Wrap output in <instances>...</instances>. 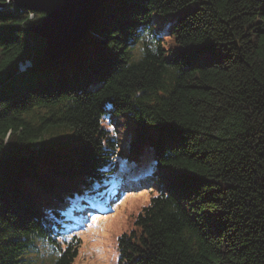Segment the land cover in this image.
<instances>
[{"label":"trees","instance_id":"16d2710c","mask_svg":"<svg viewBox=\"0 0 264 264\" xmlns=\"http://www.w3.org/2000/svg\"><path fill=\"white\" fill-rule=\"evenodd\" d=\"M167 13L171 55L150 39ZM29 21L0 11V264H25L64 191L99 176L116 147L106 106L136 122L133 147L152 145L160 191L119 239L121 264H264V0H103L56 73L12 80L44 57ZM60 126L76 141L63 162L45 143Z\"/></svg>","mask_w":264,"mask_h":264},{"label":"rangeland","instance_id":"374dc122","mask_svg":"<svg viewBox=\"0 0 264 264\" xmlns=\"http://www.w3.org/2000/svg\"><path fill=\"white\" fill-rule=\"evenodd\" d=\"M175 20L176 17L172 13L159 14L157 24L155 25V29L161 32L162 46L167 55L182 48L167 33ZM54 73H56V69L47 66L45 59H38L36 60L35 67L29 68L26 74H21L12 80L51 77ZM111 116L113 118L103 117L101 125L110 131L116 128L121 140L120 150L124 155L119 156L115 174L118 175L124 171L125 167H130L132 164L140 165L142 163V169L148 167L153 158V149L151 147L143 146L138 151L128 150L129 138L134 132L135 123L126 115L119 116L112 114ZM51 136H54L52 140L48 139L47 141L49 142L45 141L46 147L54 154L53 157L57 158L60 162L67 160L76 152V149H73L76 141L72 130L69 128L65 126L54 128L53 135ZM41 157L43 158L44 156ZM142 157L143 160H138V158ZM43 169V166L39 167V170L42 171ZM116 192L114 191V194L111 192L110 198L114 200L108 202L107 208L109 211L86 213L88 216L82 215L84 220L79 222V228L75 226L76 229L71 230L67 234V236L75 234L81 238L78 252L74 258V264H119L118 237L134 227V218L142 207L150 202L153 193L148 189L124 193ZM74 194H77V192ZM73 205H81V199ZM53 245H56L55 241L46 242L44 247L40 245L39 247L41 250L48 251L55 256L56 253L53 250Z\"/></svg>","mask_w":264,"mask_h":264},{"label":"water","instance_id":"95a60500","mask_svg":"<svg viewBox=\"0 0 264 264\" xmlns=\"http://www.w3.org/2000/svg\"><path fill=\"white\" fill-rule=\"evenodd\" d=\"M102 0H14L46 13L29 31L45 38V56L55 61L82 41Z\"/></svg>","mask_w":264,"mask_h":264},{"label":"snow or ice","instance_id":"6c2138e0","mask_svg":"<svg viewBox=\"0 0 264 264\" xmlns=\"http://www.w3.org/2000/svg\"><path fill=\"white\" fill-rule=\"evenodd\" d=\"M93 219H95V218H93ZM68 239H71V237H68Z\"/></svg>","mask_w":264,"mask_h":264},{"label":"bare ground","instance_id":"6f19581e","mask_svg":"<svg viewBox=\"0 0 264 264\" xmlns=\"http://www.w3.org/2000/svg\"><path fill=\"white\" fill-rule=\"evenodd\" d=\"M25 71V70H24Z\"/></svg>","mask_w":264,"mask_h":264}]
</instances>
